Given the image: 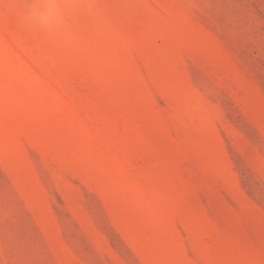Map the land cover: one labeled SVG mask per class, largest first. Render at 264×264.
Returning a JSON list of instances; mask_svg holds the SVG:
<instances>
[{"label":"rangeland","instance_id":"374dc122","mask_svg":"<svg viewBox=\"0 0 264 264\" xmlns=\"http://www.w3.org/2000/svg\"><path fill=\"white\" fill-rule=\"evenodd\" d=\"M0 264H264V0H0Z\"/></svg>","mask_w":264,"mask_h":264}]
</instances>
